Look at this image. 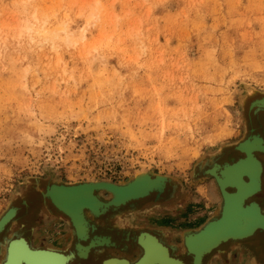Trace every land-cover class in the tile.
Wrapping results in <instances>:
<instances>
[{
  "label": "rangeland",
  "instance_id": "rangeland-1",
  "mask_svg": "<svg viewBox=\"0 0 264 264\" xmlns=\"http://www.w3.org/2000/svg\"><path fill=\"white\" fill-rule=\"evenodd\" d=\"M242 86L264 94V0H0V217L37 178L188 184L244 139Z\"/></svg>",
  "mask_w": 264,
  "mask_h": 264
},
{
  "label": "bare ground",
  "instance_id": "bare-ground-1",
  "mask_svg": "<svg viewBox=\"0 0 264 264\" xmlns=\"http://www.w3.org/2000/svg\"><path fill=\"white\" fill-rule=\"evenodd\" d=\"M103 13L105 14L106 11ZM103 13L98 17L101 22L104 19ZM92 17L90 18L92 19ZM26 32L28 35L33 32L36 36L34 40L39 39L40 44L47 45L55 51L59 48V44L57 43L59 40L57 38L58 33H65V29L60 27L53 33H48L45 32L44 28H40L39 31L38 29L28 27ZM85 40L86 36L83 33L81 41L84 42ZM64 44L66 46H74L68 38L65 39ZM242 88L244 90L239 108L241 111L240 117L242 120L244 119V139L238 141L240 144H234L232 147V151L234 152L232 164L224 165L225 162L217 161L211 169L205 164L206 175L212 177V179L215 177L216 183L213 179V182H211L213 186L209 185L206 187L202 194L206 200L210 201V204H213V207H217V213L213 215L212 220L205 226L206 229L187 233V237L185 238V244L187 246L185 255H183L185 249H182L181 255H176L180 251L176 248L179 245L169 246L168 244L170 242L169 238L167 240V229H163V232L137 233V235H141L139 243L146 251L145 255L139 261L138 259L136 261L131 260L133 253H139L137 246L128 240L129 237L132 240V232L134 231L131 228L134 221H137L145 215V219L158 215L155 220L156 223L167 222L166 218L168 215L173 214V210L167 205H172L175 202L181 203L182 201L179 196L186 194L184 188L179 190V186L173 185V187H177V193H179L176 201L170 198L172 193L170 197H168L169 194L162 197L161 195L164 193V190L170 185L164 181L155 180L156 178L150 174H143L137 177V189L148 186H157L159 190L163 188L161 194L158 195L161 196L160 199L158 196L157 198L145 197L146 199L143 198L144 200L137 201L136 205L129 209H125L128 207L127 204H130L129 202L126 203L127 193L121 191L120 189L123 187L119 185L111 183L114 187L112 189L106 186L110 184H91L89 182L67 183L57 178L53 179L51 176L46 178L49 182L46 180L42 181L41 179L43 178L33 180L35 187L40 185L44 188L42 193L37 194V199L34 203L35 206L40 207L43 204H51V202L53 206L56 205L61 212L67 215L65 216L73 224L72 227L75 230V234L80 240L87 239V229L83 222V215L85 213H90L95 217H101L105 213L104 219L101 218L100 220L102 222H108L110 219L112 222L111 231H115L113 230V225L116 223L118 227L129 231V233L122 232L126 235L123 236L122 240V245L124 246L122 250L124 254H122V257L117 258L108 253H104L102 258L97 262L91 260L92 256L88 257L85 264H210L216 257L218 258L217 264H230V253L235 248H241L240 250L243 251L246 249L244 253L238 252L240 255L238 259L240 264H264V94L245 86H242ZM247 137L250 138L248 139ZM235 150H238V152L236 153ZM214 154L216 152L208 155L212 164L219 156ZM222 164L223 166H221ZM61 182L68 184V186ZM83 183H89V185H82ZM103 188L108 189V191H105L108 192V195L102 191ZM100 193L107 195L109 200L111 197V201L108 200V203L99 201L98 194ZM31 196L29 199H31ZM113 196H115V201L111 203ZM159 201L167 205L157 204L156 207L158 209H154L155 204ZM112 204H118L119 206L115 208L111 207L113 211L107 213L108 208ZM159 206L162 207L159 208ZM125 210L133 213L143 210L141 212L143 214L140 216H137V214L128 216L123 213L118 215V213L124 212ZM151 210L153 213L151 212L148 215L147 213ZM10 211L11 213L8 211L10 213L9 216L4 218L0 223V233L4 231L16 216V211ZM187 213L189 212H187L186 206L176 209L174 215L176 229L179 227V222L183 226L188 227L186 225L189 219ZM102 242H105V245L109 244L108 239L102 240ZM27 245L26 240L25 242H13L8 250L9 255L5 264H23V262L25 264H66L68 261L67 258L60 254L44 251L33 252ZM211 245H215L214 248H211ZM163 247L164 250L170 249L169 251H172V255H170V252L164 251ZM78 250L79 256L86 259L87 251L80 246H78ZM252 256H255L254 260Z\"/></svg>",
  "mask_w": 264,
  "mask_h": 264
},
{
  "label": "flooded vegetation",
  "instance_id": "flooded-vegetation-1",
  "mask_svg": "<svg viewBox=\"0 0 264 264\" xmlns=\"http://www.w3.org/2000/svg\"><path fill=\"white\" fill-rule=\"evenodd\" d=\"M237 143L238 142H236V144ZM233 154L234 152L232 151V145L225 146L218 153L214 154L219 156L213 164L211 163V160L208 156L205 160L203 159L200 163H198V166L194 168L193 173L190 174L188 184H185L184 182L178 180L179 184H181L186 191L185 195L181 194L179 196L183 203L175 202L172 205L160 204L170 206V209L173 210V214L171 213L170 216L168 215V226H166L165 223L155 222L158 215L150 216L151 218L149 220H145V215L144 217L142 216L139 219L137 218L138 220L134 221L131 229H135V227L139 229L138 227L148 226L151 231L147 230L146 232L149 233H152L154 231L163 232V229H167V232L169 233H167V240L169 238L170 242V244H167L169 246L179 245V242L175 240L177 237H182L188 232H197L201 230L203 226H205V224L213 218V215L217 213V207H213L214 210L212 211V215L209 214L211 212H205L204 207H212V205L208 201H203L204 199H202V196L200 197L197 193L198 188L205 184H208L209 182H213L212 177L206 175L205 164H207L208 168L210 169L214 166L215 163H217V161L225 162L224 165H230L233 163ZM221 166H223V164ZM41 180L45 181L46 178H43ZM33 182V180L27 181L24 184L22 192L19 194V196L12 199L9 208L1 216L3 217L10 210L16 211V216L7 225L4 231L0 233V264L4 263L3 257L6 254V249L10 241L13 239L18 240L20 238L27 241L29 249L31 251H44L64 256L68 259L66 264H85L87 262V258L90 256H92L91 260L97 262L100 258H102V255L104 253H108L117 258L122 257L120 255V251L124 249L122 240L123 236L126 235L123 234L122 231H111L112 222L110 219L108 220V222H102L100 220L101 218L104 219L105 213L102 214L101 217H95L90 213H85L83 215V222L85 223L87 229V239L80 240L79 237L75 234V230L72 227L73 224L67 217L53 211L48 204H43L40 207L35 206L34 203L37 199V194L42 193L44 188L40 185L35 187ZM170 190L171 187H167V189L164 190V193L161 196L164 197L167 194H170ZM177 192L178 189L176 186H174L173 193L170 198L173 199L174 195H176ZM31 194L33 195L31 196ZM30 196L31 199H29ZM157 196L158 195L154 193L149 197L157 198ZM161 196H158V198L160 199ZM98 199L103 203L109 202L108 196L104 193L98 194ZM176 199H174V201H176ZM135 205L136 202L127 204L128 207H126L125 209H129L130 207H133ZM184 206L188 207V218L191 217L188 219V223L186 224L188 227L183 226V224L179 222V227H177L176 229V224L174 222L176 209L179 207L182 208ZM195 206V209H191ZM154 209L158 208L154 207ZM152 210L147 214H151ZM112 211L113 209H111L110 207L108 208L107 213ZM192 211L193 215L191 216L190 213H192ZM127 212L129 211L125 210L123 214ZM121 214L122 212L118 213V215ZM202 214H204L205 217H208L209 215L210 216L206 220L204 219V221H198L197 223L191 220L192 217L201 216ZM173 223L175 224V226L173 225ZM107 239L109 241V244L105 245V242H102V240ZM78 246L87 251L86 259H83L79 256ZM240 249L241 248H235L231 251L230 264H240L238 260L240 255L238 252H246V249H244V251ZM252 258L254 260L255 256H252ZM217 262L218 258L216 257L210 262V264H217Z\"/></svg>",
  "mask_w": 264,
  "mask_h": 264
},
{
  "label": "water",
  "instance_id": "water-1",
  "mask_svg": "<svg viewBox=\"0 0 264 264\" xmlns=\"http://www.w3.org/2000/svg\"><path fill=\"white\" fill-rule=\"evenodd\" d=\"M249 135V134H248ZM248 139L250 138V137H247ZM253 139H257V138H255V137H252ZM257 140H259V139H257ZM259 141H261V140H259ZM262 142V141H261ZM237 144H240V142H238ZM237 144H235V145H237ZM233 147V146H232ZM220 151V150H219ZM218 151V152H219ZM235 152L237 153L238 152V150H235ZM235 157V156H234ZM143 174H150L151 176H153V177H155L156 179L155 180H161V181H164L165 183H168L171 187H173V185H177V186H179L178 188H179V190L180 189H182L183 187L181 186V184H178L179 182H178V180L177 179H175V178H171V177H166V176H161V175H158V174H156V173H154V172H140V173H137V174H135L134 176H133V178H131V180L129 181V182H127V183H125V184H123V185H119L120 187H123V188H121L120 190L121 191H123V192H125V193H127V198H126V203H131V202H137V201H141V200H144V199H146V198H148L151 194H154V193H156L157 195H160L161 194V192L163 191V188L161 189V190H159V187L157 188V186L156 187H154V186H148V187H145V188H138L137 189V187H138V185H136V183H137V177L138 176H140V175H143ZM213 179H214V181H215V183H216V178L215 177H213ZM178 182V183H177ZM62 183V182H61ZM89 183H94V184H97V183H99V184H110V185H106V186H108L109 188H114L113 187V184H111V183H108V182H104V181H96V182H89ZM89 183H83L82 185H85V184H87V185H89ZM62 184H64V183H62ZM64 185H67L68 186V184H64ZM153 185V184H152ZM181 187V188H180ZM103 192H105V191H108V189H104L103 188V190H102ZM101 191V192H102ZM105 193H107V195H108V192H105ZM171 193H173V189H171L170 190V194L168 195V197H170V195H171ZM177 196H178V193L176 194V195H174V198H173V200L174 199H176L177 198ZM109 197H110V195H109ZM146 197V198H145ZM144 198V199H143ZM109 201H111V197H110V200ZM115 201V196H113V200H112V202L111 203H113ZM110 203V204H111ZM53 203L51 202V204H48L49 206H50V208L53 210V211H55V212H57V213H59V214H61V215H63V216H65L66 214H64L63 212H61L57 207H56V205H52ZM125 204V203H124ZM124 204H121V205H124ZM157 204H165V203H160V202H158V203H156V205H155V208H157L156 206H157ZM119 205L118 204H112L110 207H112V208H115V207H118ZM162 206H159V208H161ZM143 211V210H142ZM142 211H140V212H127V214H124V215H128V216H132V215H135V214H137V216H140L141 214H143V213H141ZM10 213H11V211H9ZM7 213L5 216H3V218H0V223L4 220V218H6L7 216H9V214L10 213ZM122 213H124V212H122ZM67 216V215H66ZM65 216V217H66ZM89 216V215H88ZM212 220V219H211ZM211 220H209L206 224H205V226L211 221ZM205 226H203V230L204 229H206V227ZM205 227V228H204ZM202 229L201 230H199V231H202ZM113 230H115V231H118V232H125V233H129V231L128 230H124V229H122L121 227H118V224L116 223V224H114L113 225ZM134 232H132V242L134 243V245H136L137 246V248L139 249V253L137 252V253H133V255H132V261H136L137 259H138V261L140 260V259H142V257L145 255V251H146V249L142 246V245H140V243H139V238L141 237V235H137V233H141V232H145V231H143V230H136V229H132ZM136 232V233H135ZM187 234H185V235H183L182 237H177L175 240H177V242H179V247H176V248H178L181 252H182V249H185V251H184V254L183 255H185L186 253V249H187V246H186V244H185V238L187 237L186 236ZM184 240V241H183ZM25 242V240L24 239H22V238H20V239H18V240H15V239H13V240H11L10 241V243H9V245H8V247H7V249H6V254H5V256L3 257V259H4V263L3 264H5V261L7 260V257H8V255H9V248H10V246H11V244L13 243V242ZM219 244V243H218ZM217 244V245H218ZM220 245V244H219ZM28 246V245H27ZM214 246L215 245H211L210 247L211 248H214ZM209 248V247H208ZM172 249H175V248H172ZM163 250H164V247H163ZM170 249H168V250H164V251H168V252H170L169 251ZM33 252H36V251H33ZM181 252H178L177 254H176V252H175V254L176 255H181ZM167 253V252H166ZM122 254H124L122 251H120V255L122 256ZM140 255V256H139ZM170 255H172V251L170 252ZM214 255H215V253H214ZM206 256V255H205ZM209 262V261H208ZM23 264H25L24 262H23ZM208 264V263H207Z\"/></svg>",
  "mask_w": 264,
  "mask_h": 264
},
{
  "label": "crops",
  "instance_id": "crops-1",
  "mask_svg": "<svg viewBox=\"0 0 264 264\" xmlns=\"http://www.w3.org/2000/svg\"><path fill=\"white\" fill-rule=\"evenodd\" d=\"M197 193H198V195L201 197V194H200V192H199V190L197 189ZM212 205V207L211 206H208V207H204V211L205 212H211V213H209V214H211L212 215V211L214 210L213 209V204H211ZM186 208H188L187 206H186ZM196 208V206L195 207H192L191 209H195ZM191 214V216L193 215V211H192V213H190ZM210 216V215H209ZM208 216V217H209ZM208 217H205V215L204 214H202L201 216H197V217H192V221H194L195 223H197L198 221L199 222H201V221H204V219L206 220ZM189 218H191V217H189ZM150 218H146L145 220H149ZM144 220V221H145ZM166 220H167V222H164L165 224H166V226H168L167 224L169 223V218L167 217L166 218ZM157 223H159V222H157ZM174 226H175V224H173ZM139 229H137V228H135V229H137V230H143V231H147V230H150L149 228H148V226L146 227V226H141V227H138ZM151 231V230H150ZM128 240L130 241V242H132V240H131V238L129 237L128 238ZM120 241H121V239H120Z\"/></svg>",
  "mask_w": 264,
  "mask_h": 264
}]
</instances>
